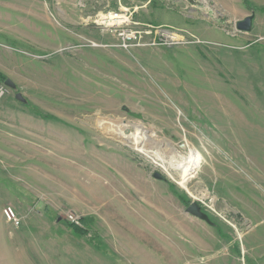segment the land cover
<instances>
[{
  "label": "rangeland",
  "instance_id": "1",
  "mask_svg": "<svg viewBox=\"0 0 264 264\" xmlns=\"http://www.w3.org/2000/svg\"><path fill=\"white\" fill-rule=\"evenodd\" d=\"M115 1L0 44V264H264V0ZM119 8L153 34L125 49L96 28Z\"/></svg>",
  "mask_w": 264,
  "mask_h": 264
},
{
  "label": "crops",
  "instance_id": "2",
  "mask_svg": "<svg viewBox=\"0 0 264 264\" xmlns=\"http://www.w3.org/2000/svg\"><path fill=\"white\" fill-rule=\"evenodd\" d=\"M51 3V0H0V37H3L0 44L6 40L4 37L19 43L20 34L25 32L31 36L37 35L38 38L39 36L51 38L53 32L60 31L53 23L52 18L59 20L64 25L65 28L60 33L63 34L64 31L67 33L66 27H77L79 20H83L93 13H100L114 5L116 1L82 0V6L86 7L85 11L75 10L76 0H57L55 1L56 7L53 8ZM86 29L81 24L80 28H76L75 33L70 35L83 36V30Z\"/></svg>",
  "mask_w": 264,
  "mask_h": 264
},
{
  "label": "built area",
  "instance_id": "3",
  "mask_svg": "<svg viewBox=\"0 0 264 264\" xmlns=\"http://www.w3.org/2000/svg\"><path fill=\"white\" fill-rule=\"evenodd\" d=\"M96 17L97 18L94 20L96 28L100 29V31L105 34H109L118 39L120 41V46L125 49L131 45H139L142 43L143 39L145 40L153 34L152 27L147 26L142 30V25L140 26L133 21L132 13L129 12V9L119 8L117 10H109ZM156 29L158 30V34L155 33L157 36L154 38L158 37L161 41L177 42L182 39L179 36V32L176 30ZM153 42H155V40ZM4 94L5 87L0 86V98L3 97ZM2 214L7 222L12 223L15 226L19 225V221L11 207L5 206L2 210Z\"/></svg>",
  "mask_w": 264,
  "mask_h": 264
},
{
  "label": "water",
  "instance_id": "4",
  "mask_svg": "<svg viewBox=\"0 0 264 264\" xmlns=\"http://www.w3.org/2000/svg\"><path fill=\"white\" fill-rule=\"evenodd\" d=\"M252 20H253L252 16H247L244 19L237 21L235 23V30L238 32L248 33L251 30ZM4 85L9 89L15 88L13 83L9 80H6L4 82ZM15 99L22 103L25 102V100L22 98V96L19 93L15 95ZM153 178L159 181H165V178L158 173H154ZM186 212L200 220H203V221L208 220L207 215H205L201 211L200 207L196 203H190L188 207L186 208Z\"/></svg>",
  "mask_w": 264,
  "mask_h": 264
},
{
  "label": "bare ground",
  "instance_id": "5",
  "mask_svg": "<svg viewBox=\"0 0 264 264\" xmlns=\"http://www.w3.org/2000/svg\"><path fill=\"white\" fill-rule=\"evenodd\" d=\"M180 39V38H178ZM127 123L125 121L116 122L115 124L109 125L111 128H105L107 133L114 139L125 143L130 144L136 147L140 152H142L146 156H151L148 151H146L144 147V143L138 139V136H135L134 133H130L127 128ZM206 198V197H205Z\"/></svg>",
  "mask_w": 264,
  "mask_h": 264
},
{
  "label": "trees",
  "instance_id": "6",
  "mask_svg": "<svg viewBox=\"0 0 264 264\" xmlns=\"http://www.w3.org/2000/svg\"><path fill=\"white\" fill-rule=\"evenodd\" d=\"M242 3L245 7L249 8V9H252V7H250V4L248 3L247 0H242ZM5 82V79L4 77L0 74V83H3ZM74 233L80 235L81 237H86L87 240H88V243H90L93 247L95 248H99V246L101 247L99 241H96V237L95 236H89L87 232L81 230V229H74Z\"/></svg>",
  "mask_w": 264,
  "mask_h": 264
}]
</instances>
